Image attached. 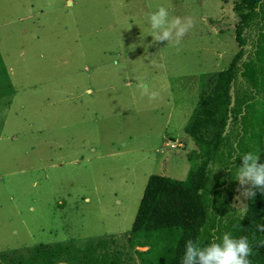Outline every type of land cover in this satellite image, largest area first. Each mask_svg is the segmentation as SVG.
Segmentation results:
<instances>
[{
    "label": "rangeland",
    "instance_id": "1",
    "mask_svg": "<svg viewBox=\"0 0 264 264\" xmlns=\"http://www.w3.org/2000/svg\"><path fill=\"white\" fill-rule=\"evenodd\" d=\"M236 1L0 0V254L122 250L150 176H187L186 127L240 49ZM160 6L194 20L178 46L149 34Z\"/></svg>",
    "mask_w": 264,
    "mask_h": 264
},
{
    "label": "trees",
    "instance_id": "2",
    "mask_svg": "<svg viewBox=\"0 0 264 264\" xmlns=\"http://www.w3.org/2000/svg\"><path fill=\"white\" fill-rule=\"evenodd\" d=\"M234 10L240 49L202 94L186 127L198 146L188 154L187 176H150L122 250L112 247L110 236L42 243L1 253L0 264H182L189 239L204 246L220 242L224 232L247 236L251 264H264V232L257 230L264 224V192L257 189L255 197L245 199L248 207L238 208L235 179L243 163L239 155L258 151V163H264V0H237Z\"/></svg>",
    "mask_w": 264,
    "mask_h": 264
},
{
    "label": "clouds",
    "instance_id": "3",
    "mask_svg": "<svg viewBox=\"0 0 264 264\" xmlns=\"http://www.w3.org/2000/svg\"><path fill=\"white\" fill-rule=\"evenodd\" d=\"M148 19L151 25L149 34L153 36L154 41L172 42L174 46H178L182 38L194 27L191 17L175 16L169 19V10L165 6L149 13ZM177 50L179 51V48ZM157 95V92H152L150 99H155ZM239 156L243 163L236 167L235 179L240 183L243 196L253 198L257 189L264 192V163H258V151H248ZM247 207L245 204L242 209ZM257 230L264 232V224L257 225ZM251 255L252 247L247 236L234 237L230 232H224L220 242L213 240L204 246L200 239H189L186 242L182 264H251Z\"/></svg>",
    "mask_w": 264,
    "mask_h": 264
},
{
    "label": "water",
    "instance_id": "4",
    "mask_svg": "<svg viewBox=\"0 0 264 264\" xmlns=\"http://www.w3.org/2000/svg\"><path fill=\"white\" fill-rule=\"evenodd\" d=\"M231 99H232V101H231V105H230V107L232 108V107L235 105L234 86H232V88H231ZM229 114H230V118H229V121H228V125H227V127H229L230 122H231V120H232L231 112H230ZM239 188H240V183H239L237 189L239 190ZM235 197H236V196L233 197V201H234V202H235ZM245 198H246V197H245ZM244 205H245V200H243V201L241 202V205H240V206H237V207L242 209V208L244 207Z\"/></svg>",
    "mask_w": 264,
    "mask_h": 264
},
{
    "label": "flooded vegetation",
    "instance_id": "5",
    "mask_svg": "<svg viewBox=\"0 0 264 264\" xmlns=\"http://www.w3.org/2000/svg\"><path fill=\"white\" fill-rule=\"evenodd\" d=\"M237 198H239V203H240V205H241V202L243 201V200H245L246 198L243 196V194H242V189H241V186H240V188H239V190H238V192H237Z\"/></svg>",
    "mask_w": 264,
    "mask_h": 264
},
{
    "label": "crops",
    "instance_id": "6",
    "mask_svg": "<svg viewBox=\"0 0 264 264\" xmlns=\"http://www.w3.org/2000/svg\"><path fill=\"white\" fill-rule=\"evenodd\" d=\"M25 248V247H24ZM18 249H21V248H18ZM12 250H14V249H12ZM7 251H10V250H7ZM3 252H6V251H3Z\"/></svg>",
    "mask_w": 264,
    "mask_h": 264
}]
</instances>
